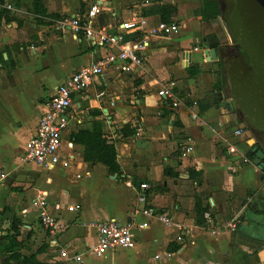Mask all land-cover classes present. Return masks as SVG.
I'll list each match as a JSON object with an SVG mask.
<instances>
[{"label":"crops","instance_id":"0c3cea01","mask_svg":"<svg viewBox=\"0 0 264 264\" xmlns=\"http://www.w3.org/2000/svg\"><path fill=\"white\" fill-rule=\"evenodd\" d=\"M9 1L15 9L8 12V20H0V156L4 149L9 150V167L14 161L18 164L9 173L0 169V210L19 211V239L25 246L20 251L35 254L48 264H72L60 256V249L81 251L94 243L96 232L89 223L110 218L124 223L132 216L136 222L142 220L137 213L142 207L139 184L146 182L147 203L166 213L172 224L151 220L148 228L135 229L133 247L107 251L100 258L102 264H264L262 174L253 162L237 164V157L227 149L235 143L248 155L256 145L264 146L228 94V81L218 104L204 111L196 105L204 98L214 102V84L220 75L214 65L219 67V59L207 61L205 46L198 44L210 34L225 41L220 24L201 23L193 11L182 18L177 9L172 21L178 23V32L149 33L140 67L126 73L114 64L95 76L85 90L72 97L65 114L68 124L62 133L61 153L70 160L69 167L46 169L22 162L19 156L35 132L47 100L76 70L101 54L118 51L117 47L92 46L70 30H57L56 21L82 15L97 4L96 26L123 34L125 39L132 33L147 34L160 21L157 15L143 16V7L175 2L41 0L46 15L38 16L31 0ZM133 19L138 24L135 28H121ZM193 65L200 72L190 76L187 69ZM171 81L175 82L176 106L157 93ZM126 124L133 133L122 136ZM95 125L115 146L118 175L108 174L102 164L84 162V147L71 141V133ZM244 125L242 135L235 137L233 131ZM187 146L192 147L191 152L182 155ZM190 168L201 172L200 185L189 177ZM7 176H12L10 182H5ZM38 192L45 195L50 212L68 223L64 232L51 236L41 226L33 204ZM196 196L210 213V220L203 216L200 225L194 210ZM5 198L12 200L13 207L5 205ZM73 205L79 206L78 211L69 212L67 207ZM87 214H91L89 223L83 220ZM104 214L107 218L102 220ZM232 221L235 230L226 225ZM181 228L184 232L178 241ZM174 247L177 249L172 250ZM96 258L89 254L84 264H93Z\"/></svg>","mask_w":264,"mask_h":264},{"label":"built area","instance_id":"2783aa9c","mask_svg":"<svg viewBox=\"0 0 264 264\" xmlns=\"http://www.w3.org/2000/svg\"><path fill=\"white\" fill-rule=\"evenodd\" d=\"M14 9L13 4L9 0H0V11L9 12ZM99 11V6L93 4L82 15L58 19L56 28L61 31H72L75 38L84 36L92 46L117 47L118 51L99 55L96 60L76 70L56 88L54 95L47 100L45 111L39 118L36 130L20 156L22 162L35 163L46 169L57 165L62 168L69 167L70 160L62 155L61 146L62 133L68 124L65 114L71 106L72 97L85 90L95 76L103 74L106 69L114 64H117L119 69L126 73L130 72L134 67H140L144 61V50L149 43V33L154 35H172L179 30V25L176 22L159 21L147 34H141L137 40L126 41L123 34L109 33L105 28L96 26V18ZM136 22L133 19L131 22L122 23L121 28L126 30L135 28L138 25ZM139 24L144 27L145 21L141 20ZM175 88V82L171 81L163 85L157 93L159 97L165 100L172 99V105L176 106ZM242 133V128H236L232 134L235 137H239ZM227 149L230 154L237 157V164H252V159L247 154L240 152L235 143H230ZM191 150V146L184 147L182 155L188 154ZM261 174L264 182V171ZM139 189L138 202L142 204V207L137 213L142 216L140 222H136L134 216L124 223L114 218L106 221L91 222L88 225L95 229V242L81 251L70 252L66 248H62L59 252L60 256L72 264H84V258L89 254L100 257L109 250L130 249L135 243L134 230L148 228L151 220H158L165 226L171 225L172 220L166 213L156 210L147 203L144 192L149 189V184L141 182ZM44 196L42 192H38L33 199V204L37 208V217L41 226L51 236H56L66 230L68 223L50 212ZM78 209V205L67 207L69 212L78 211ZM203 216L206 220H210L209 212H205ZM226 225L232 230L236 229V222H228ZM182 229L180 230L182 232L176 236L178 241L182 240L184 232ZM166 256H170V254L166 253ZM155 258L159 259L160 255H155Z\"/></svg>","mask_w":264,"mask_h":264},{"label":"trees","instance_id":"16d2710c","mask_svg":"<svg viewBox=\"0 0 264 264\" xmlns=\"http://www.w3.org/2000/svg\"><path fill=\"white\" fill-rule=\"evenodd\" d=\"M162 1V0H159ZM32 11L35 15L45 16L46 9L41 0H31ZM243 4L242 0H237L233 10L231 11L232 19H234V25H238L236 22L241 17L243 12ZM177 8L172 5H164V4H153L150 6L143 7L141 9L143 16H159L160 21L164 22H172L173 14L176 12ZM8 11H0V20L5 18L9 19ZM193 15L200 19L201 23L210 24L213 22H218L222 27L224 24L221 22V13L217 0H199V6L193 10ZM231 19V18H230ZM224 31V30H223ZM235 35V33H234ZM240 36V33L237 34ZM140 37V33H132L125 37V40H137ZM229 38L237 45L239 48L240 44L234 40L231 35ZM235 38V37H234ZM223 41L224 43L227 42ZM222 42V41H221ZM222 48V46H220ZM241 49V48H239ZM222 49H219V52ZM243 54V52L241 51ZM2 62V57L0 55V63ZM219 64V79L214 84V102L210 103L207 99H201L196 102V105L199 106L201 111L208 109L212 105L218 104L224 93L226 92L227 80L224 73L225 66L221 58L218 60ZM234 63H229V66L232 67ZM232 68H230L231 70ZM188 74L190 76H194L200 72L197 66H189ZM263 75V74H262ZM122 136H127L133 133V129H131L130 125L126 124L121 129ZM71 141L75 144L82 145L84 147L83 152V161L90 164H102L108 174L110 175H118L120 167L117 162V152L113 143H110L108 139L103 135L98 125L91 130L80 129L76 132L70 134ZM248 156L252 158L253 156L248 153ZM189 177L193 178L197 181V184H201V172L195 171L192 168L189 170ZM207 207H203L201 205V200L198 196L195 199L194 210L196 212V222L197 224H202L204 222L203 214L207 211ZM8 211V208L5 207L0 210V216H2L5 212ZM21 222L16 216H12L9 226L4 231L0 230V258H3V261L0 264H48L45 262H41L36 259L35 254L25 255L20 250L25 246L23 242L19 239ZM177 249V247L172 250Z\"/></svg>","mask_w":264,"mask_h":264},{"label":"rangeland","instance_id":"374dc122","mask_svg":"<svg viewBox=\"0 0 264 264\" xmlns=\"http://www.w3.org/2000/svg\"><path fill=\"white\" fill-rule=\"evenodd\" d=\"M173 1L175 3H172L174 4L172 6H175L178 9V14L179 10L181 11L180 14L182 18H184L186 14L192 15V11L194 10V8L199 6V0ZM217 1L221 13V22L225 26L223 27L224 36H227L228 38L226 43H230L231 46L234 44L237 47V45L232 41V39L229 38V35H231V37L240 44L239 48L241 49L237 47L238 51H240V53L241 51L243 52V54L241 53V60H235V62H233L234 65L232 67H229V70L226 71V80L229 84L227 92L229 95L232 96V98L234 99V103H236L237 107H239L243 112L246 121H248L252 125V129L256 131L260 144L264 146L263 35L259 29V23L256 20L255 13L252 12L253 8H251L249 0H242L243 12L241 14V17H239V20L236 22L238 24L236 26L234 25V19H232V14L230 15V12L228 11L226 1ZM169 2H171V0ZM169 5H171V3ZM238 33H240L239 37L237 36ZM214 68L219 69V67H217L216 65H214ZM230 68L232 69L230 70ZM2 153L3 154L0 156V169H4L5 172L9 173L13 169V167L18 164V162L14 161L12 166L9 167V150L4 149ZM11 180L12 176H7L5 182H10ZM10 201H12L10 198H5V205L8 207L12 206L9 204ZM116 209L117 207L114 208V210ZM117 211L121 210L117 209ZM111 214L115 215L118 213ZM13 215L19 217V211L14 210L13 213L7 212L3 216H0L1 231H4L8 228ZM90 216L91 214H87L86 217L83 219L84 222L89 223L87 219H89L88 217ZM105 218H107V214H104L102 216V220H104ZM42 242H45L44 238L42 239ZM38 244L39 243H37V245ZM30 247L32 248V245H30ZM97 258L94 259L92 263L102 264L103 260L100 259L102 258V256Z\"/></svg>","mask_w":264,"mask_h":264},{"label":"water","instance_id":"95a60500","mask_svg":"<svg viewBox=\"0 0 264 264\" xmlns=\"http://www.w3.org/2000/svg\"><path fill=\"white\" fill-rule=\"evenodd\" d=\"M251 8H253V13H255L256 20L259 23V29L263 35V41H264V0H249ZM206 41V37H203L201 42L198 44L199 47L205 46L204 49V55L206 57L207 61H217L219 59L218 57V50H217V44H223L224 42H220L216 34H210L208 36V45H204V42ZM226 43V42H225ZM264 60V56H263ZM227 71V70H226ZM225 71V76H226ZM246 126L244 125L242 129L244 130ZM254 142V141H253ZM252 157V162L255 166H257L261 172L264 171V149L259 148V146H255L254 148H251L249 152Z\"/></svg>","mask_w":264,"mask_h":264},{"label":"flooded vegetation","instance_id":"af4514ba","mask_svg":"<svg viewBox=\"0 0 264 264\" xmlns=\"http://www.w3.org/2000/svg\"><path fill=\"white\" fill-rule=\"evenodd\" d=\"M226 1L227 3V8H228V11L230 12V15H231V11L233 10L237 0H224ZM208 36H204L206 37V41L204 42V45H208ZM203 38V37H202ZM201 38V40H202ZM218 46H222V50H220V58L221 60L223 61V64L225 66V69H224V73L226 70H229V63H232V62H235V60H241V53L240 51H238L237 47L233 44L232 46L231 45H228V43H223V44H217ZM217 46V49L219 50L220 48H218Z\"/></svg>","mask_w":264,"mask_h":264}]
</instances>
